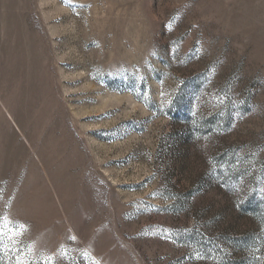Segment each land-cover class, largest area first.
Instances as JSON below:
<instances>
[{"label":"rangeland","instance_id":"obj_1","mask_svg":"<svg viewBox=\"0 0 264 264\" xmlns=\"http://www.w3.org/2000/svg\"><path fill=\"white\" fill-rule=\"evenodd\" d=\"M0 214L26 260L264 264V0H0Z\"/></svg>","mask_w":264,"mask_h":264},{"label":"snow or ice","instance_id":"obj_2","mask_svg":"<svg viewBox=\"0 0 264 264\" xmlns=\"http://www.w3.org/2000/svg\"><path fill=\"white\" fill-rule=\"evenodd\" d=\"M12 225H15V227L13 228ZM6 228H11V231L18 233V236H14L10 232L6 231ZM25 231H27L26 225H22L21 222L13 221L10 217L0 214V264H5L3 257L6 251H14L18 254L12 264H54V259L36 258L34 242L31 249L33 253V259H22V257L27 255V252L25 249L17 247V245L20 244L19 237H22ZM72 239L75 238L72 237ZM9 244L12 245L11 249L8 247Z\"/></svg>","mask_w":264,"mask_h":264},{"label":"bare ground","instance_id":"obj_3","mask_svg":"<svg viewBox=\"0 0 264 264\" xmlns=\"http://www.w3.org/2000/svg\"><path fill=\"white\" fill-rule=\"evenodd\" d=\"M12 120V119H11ZM18 129V128H17ZM22 132V131H21ZM20 134V133H19ZM23 134V133H22ZM33 143V142H32ZM28 147V146H27ZM31 147V146H30ZM57 184V183H56ZM47 192V191H46ZM65 196V195H64ZM45 207H47V206H45ZM48 216V215H47Z\"/></svg>","mask_w":264,"mask_h":264}]
</instances>
